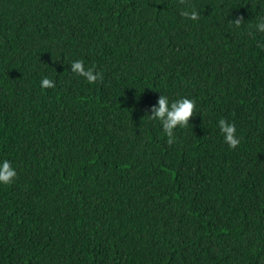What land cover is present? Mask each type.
Here are the masks:
<instances>
[{"label":"trees","instance_id":"obj_1","mask_svg":"<svg viewBox=\"0 0 264 264\" xmlns=\"http://www.w3.org/2000/svg\"><path fill=\"white\" fill-rule=\"evenodd\" d=\"M262 16L264 0H0V163L17 172L0 264H264ZM161 94L196 102L172 145L148 119Z\"/></svg>","mask_w":264,"mask_h":264},{"label":"clouds","instance_id":"obj_2","mask_svg":"<svg viewBox=\"0 0 264 264\" xmlns=\"http://www.w3.org/2000/svg\"><path fill=\"white\" fill-rule=\"evenodd\" d=\"M179 3L186 4L187 0H179ZM180 15L193 21L200 18L198 10L190 4H188L186 9L181 10ZM243 23V17L241 16L229 21V24L237 29H239ZM253 27L257 32L264 33V16L260 17L255 25H249L250 30L248 34L250 36L253 34L251 31ZM257 47L264 49V44L257 43ZM94 69L95 65L86 69L82 60H75L70 64V71L77 76L85 78L89 84H94L98 81L102 83L103 74ZM40 86L42 89L54 88L55 82L48 77H44L41 80ZM150 112L151 114L148 115V119L160 122L163 133L168 138L166 141L167 144L172 145L176 140L174 129L177 127L187 128L190 124V119L197 113L196 102L189 98H180L170 103L168 97L161 94L156 104L150 107ZM218 127L224 142L230 149H235L240 144V138L236 135L235 124L221 118L218 121ZM16 176L17 172L12 168L8 160H4L0 163V184L9 185L14 181Z\"/></svg>","mask_w":264,"mask_h":264}]
</instances>
